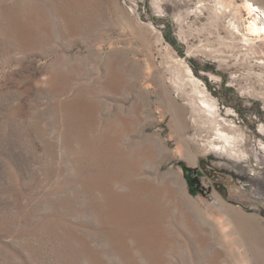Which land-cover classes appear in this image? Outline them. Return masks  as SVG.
<instances>
[{
    "label": "rangeland",
    "instance_id": "374dc122",
    "mask_svg": "<svg viewBox=\"0 0 264 264\" xmlns=\"http://www.w3.org/2000/svg\"><path fill=\"white\" fill-rule=\"evenodd\" d=\"M259 10L0 0V264H264Z\"/></svg>",
    "mask_w": 264,
    "mask_h": 264
},
{
    "label": "bare ground",
    "instance_id": "6f19581e",
    "mask_svg": "<svg viewBox=\"0 0 264 264\" xmlns=\"http://www.w3.org/2000/svg\"><path fill=\"white\" fill-rule=\"evenodd\" d=\"M260 14L262 15V17H264V14L262 13L261 10H259ZM257 16L255 17V19L249 24V32L250 34L256 33V35H259V37H261L262 32L259 30V26L257 23H261L262 20ZM262 29L264 28V23L262 22L261 25ZM204 105L206 107V109H208L209 112H213L214 109L212 108V105L210 102L208 101H204ZM212 117L215 118L214 115H212ZM218 143H220V147H218ZM207 145L210 149L213 150H221L224 151L225 153H228L230 155L233 156H237L238 154L236 152V138L234 136H230L229 134L225 133L224 131H221L220 129H217L215 136L209 138V140L207 141ZM239 155H243L244 158H247V155H245L244 153H239Z\"/></svg>",
    "mask_w": 264,
    "mask_h": 264
},
{
    "label": "trees",
    "instance_id": "16d2710c",
    "mask_svg": "<svg viewBox=\"0 0 264 264\" xmlns=\"http://www.w3.org/2000/svg\"><path fill=\"white\" fill-rule=\"evenodd\" d=\"M203 164H204L203 161H201V165L202 166H203ZM204 169H205V167H204ZM223 172L224 171H216V170H214V175H219L220 173H223ZM214 175L212 176V179L215 182V185L219 187L220 185H218V181L216 179H214L215 178ZM216 178H218V177H216ZM199 179H200V176L198 175V172H196L195 175H192V176L188 177V183H189L190 192L193 195H196L198 193L204 194L203 189H200V181H199ZM222 184L224 185V183H222Z\"/></svg>",
    "mask_w": 264,
    "mask_h": 264
},
{
    "label": "built area",
    "instance_id": "2783aa9c",
    "mask_svg": "<svg viewBox=\"0 0 264 264\" xmlns=\"http://www.w3.org/2000/svg\"><path fill=\"white\" fill-rule=\"evenodd\" d=\"M218 203V200H216V204Z\"/></svg>",
    "mask_w": 264,
    "mask_h": 264
}]
</instances>
